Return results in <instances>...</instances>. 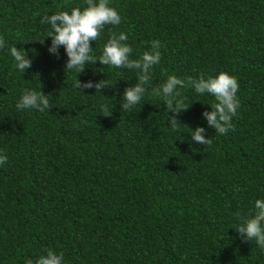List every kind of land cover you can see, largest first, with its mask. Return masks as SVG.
<instances>
[{"label":"trees","instance_id":"16d2710c","mask_svg":"<svg viewBox=\"0 0 264 264\" xmlns=\"http://www.w3.org/2000/svg\"><path fill=\"white\" fill-rule=\"evenodd\" d=\"M77 6L85 0H0V154L8 157L0 165V264L35 261L49 248L65 264H264V250L235 231L236 213H254L264 200V0H110L121 23L91 44L99 57L109 30L123 32L138 59L159 40L148 92L169 75L235 76L240 108L227 134L202 115L215 102L207 93L180 89L190 107L173 130L161 97L146 93L121 109L135 70L99 61L82 74L65 69V49L48 52L53 30L40 19ZM13 46L32 60L24 73ZM77 78L110 87L82 93ZM40 89L49 112L16 108L25 91ZM198 126L210 144L192 141Z\"/></svg>","mask_w":264,"mask_h":264},{"label":"clouds","instance_id":"9594fccd","mask_svg":"<svg viewBox=\"0 0 264 264\" xmlns=\"http://www.w3.org/2000/svg\"><path fill=\"white\" fill-rule=\"evenodd\" d=\"M84 7H73L71 11H57L52 15H45L40 19L41 25H50L53 32L47 37H51V45L48 52L59 57V48L64 47L67 55L65 69L74 70L78 74L85 71L86 65L95 64L97 61L101 65L112 66L127 70H135L139 76L134 87L124 90L121 109L130 111L134 106L140 104L145 94L161 97L167 111L172 113L169 116V124L173 130L177 129L180 121L177 116L187 111L190 105H185L180 89L194 88L198 94H209L214 97L215 102L209 104L211 111H204L203 117L206 119L208 127L215 129L216 133L227 134L234 131L233 117L237 115L240 108V100L237 96L240 85L235 76L227 72H220L215 77L199 79L192 77L179 78L176 75H169L161 85L153 87L148 92L146 85L151 84L152 70L161 61L159 40L151 42V50L144 51L138 59L131 58L133 48L126 42L128 36L121 32L118 35L110 31V38L103 47L99 57L92 55V42L100 39L103 30L108 25H119L122 17L119 12L110 6V0H85ZM44 43V40L40 42ZM5 39L0 36V49L4 48ZM10 55L14 58L15 67L21 72H25L32 66V60L28 52L23 47L13 46L10 48ZM73 87L83 93L85 89L95 88L96 92L110 87L106 80L81 82L78 78ZM53 106L48 95L40 89L25 91L16 104L18 110L34 109L45 112ZM101 115L109 117L112 115L107 104L101 105ZM82 123L87 124V121ZM204 127L191 129L192 141L201 145H208L212 141L205 136ZM8 157L0 154V165L7 162ZM239 218V225L235 228L236 233L242 241H255L257 246L264 250V200L255 201V211L248 215L236 213ZM25 264H65L64 253L56 252L49 248L45 249V254L40 255L35 261L26 259Z\"/></svg>","mask_w":264,"mask_h":264}]
</instances>
